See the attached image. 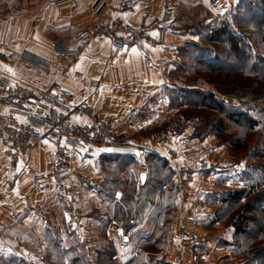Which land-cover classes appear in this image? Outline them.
I'll return each instance as SVG.
<instances>
[{
    "label": "crops",
    "instance_id": "obj_1",
    "mask_svg": "<svg viewBox=\"0 0 264 264\" xmlns=\"http://www.w3.org/2000/svg\"><path fill=\"white\" fill-rule=\"evenodd\" d=\"M127 1L131 5L122 9L121 5ZM237 1L75 0L55 8L51 0H0V77L20 81L37 91L65 89L71 94L70 106L85 102L96 117L112 118L114 138L120 137L140 153L154 152L173 173L181 166L193 171L192 181L182 192L173 180L176 195L169 222H160L162 211L156 200L143 222L126 233V243L114 251L104 236V227L111 218L116 219V200L102 203L98 197L104 181L100 159L111 154L112 144L88 146L74 155L70 169L84 179L77 193L80 216L74 224L52 187H38L33 183L30 171L47 173L53 159V146L40 128V137L32 151L19 158L14 167L9 166L0 147V259L14 256L25 264H44L46 231L53 228L58 231L64 248L73 243L79 245L89 261L95 251L108 250L113 251V259L118 264H126L136 258L139 243L160 231V250L144 252V259L149 257L157 264H191L193 259L201 264H239L230 257L234 250L229 245L232 229L218 223L208 226L212 210L206 196L214 191L215 176L226 187H240L241 167L237 165L242 162L229 156L213 136L201 141L192 138V128L188 126L180 134H168L162 142L129 134L130 118L148 97L159 91L164 74L177 61L179 46L194 39L190 27L197 22L215 26L220 16L233 11ZM108 16H118L131 26L150 24L151 38L155 40L162 34V41L116 45L109 36L97 35L69 65L53 62L48 71L21 59L24 51H32L53 61L55 43L70 45L83 28ZM89 80L96 85H90ZM160 108L166 110L165 105ZM9 109L8 104L0 103V114ZM72 118L75 122L85 121L83 116ZM169 152H175L176 157L167 161L164 157ZM145 171V166L139 163L138 182ZM128 178L125 176L124 180ZM7 181L13 185L8 186ZM90 200H95L97 205L92 207ZM200 237L209 240L197 244L196 239ZM185 239L192 241L190 249L181 247Z\"/></svg>",
    "mask_w": 264,
    "mask_h": 264
},
{
    "label": "trees",
    "instance_id": "obj_2",
    "mask_svg": "<svg viewBox=\"0 0 264 264\" xmlns=\"http://www.w3.org/2000/svg\"><path fill=\"white\" fill-rule=\"evenodd\" d=\"M190 29L194 39L179 46L172 64L173 85L165 73L159 91L146 99L129 125L143 129L135 135L156 142L191 125L192 138L213 136L229 156L242 162L240 187L221 183L206 196L212 210L208 226L218 223L232 229L230 257L241 264H264V0H238L217 25L197 22ZM195 76H207L214 90L196 88ZM158 103V109L162 104L173 112L174 124L164 120L148 126ZM111 149L100 159L104 181L98 197L102 203L116 200L114 216L123 233L139 226L156 200L162 211L160 222L168 223L176 195L170 166L154 152L140 153L120 137L114 138ZM139 163L146 169L142 186L136 175ZM125 176L129 178L124 180ZM161 233L139 243L136 258L126 264H157L142 255L160 250ZM46 245L44 264H118L113 251H95L89 261L79 245L64 248L53 228L46 231ZM0 264L25 263L10 256L1 258Z\"/></svg>",
    "mask_w": 264,
    "mask_h": 264
},
{
    "label": "built area",
    "instance_id": "obj_3",
    "mask_svg": "<svg viewBox=\"0 0 264 264\" xmlns=\"http://www.w3.org/2000/svg\"><path fill=\"white\" fill-rule=\"evenodd\" d=\"M75 0H51L55 8L74 3ZM101 0H98V2ZM131 2H124L122 9H126ZM2 15L0 14V24ZM150 24L131 26L118 16H108L98 19L83 28L73 38L70 45L55 43L53 45V61L42 58L32 51H24L21 59L48 71L53 62L62 66L69 65L81 52L84 45L94 36L107 35L116 45L122 43H153L161 42L162 34L155 40L150 36ZM82 80L85 78L82 77ZM92 86L96 82L89 80ZM71 94L62 88L55 87L48 90H34L20 81L8 77H0V103L10 106L8 112L0 114V147L3 156L10 167H14L22 156L28 155L35 142L39 139L38 130H44V138L53 146V159L49 171L44 174L30 171L33 183L38 187L50 186L59 203L77 224L80 208L77 193L84 179L71 171L70 166L75 153L88 146L111 145L114 142L112 134V118L96 117L85 102L70 106ZM234 103V102H233ZM73 116H83L85 121L75 122ZM176 157L175 152H169L164 158L170 161ZM173 180L179 192L192 181L193 171L187 166L174 170ZM12 186V181H7ZM92 207L97 205L90 200ZM104 236L110 242L112 250L123 246L127 237L123 233L121 224L111 218L104 227ZM208 237L196 239L197 244H204ZM192 241L185 239L181 247L190 249ZM136 256V253L133 254ZM191 264H201L193 259Z\"/></svg>",
    "mask_w": 264,
    "mask_h": 264
},
{
    "label": "rangeland",
    "instance_id": "obj_4",
    "mask_svg": "<svg viewBox=\"0 0 264 264\" xmlns=\"http://www.w3.org/2000/svg\"><path fill=\"white\" fill-rule=\"evenodd\" d=\"M232 12V11H231ZM231 12L225 14L226 16L229 15ZM224 18V15L220 16L219 19H217L216 21V25L217 23L220 22V20ZM172 68L168 73V76H167V79H168V84H172L170 81H169V77H171V74H172ZM173 85V84H172ZM176 85L178 86H181V87H185L186 85H184L183 83H176ZM175 86V85H174ZM194 86L196 88H199L201 90H214V86L212 85V83H210V81L208 80L207 76H195V84ZM234 100H232V104L234 105ZM158 106H159V103L157 106H154V110H153V115L152 117L147 120V124L148 126H151V124H156L158 123L159 121H164V120H168L171 124H174L175 123V120L173 119L174 117L172 116L173 115V112L172 111H168L167 109L166 110H163L161 111V108L158 109ZM162 106V104H160V107ZM173 122V123H172ZM188 127H191V125H188ZM141 128V127H140ZM192 128V127H191ZM143 130V129H142ZM142 130H139V128L137 127H134L132 126L130 128V131H129V134L130 135H133V134H141V133H144V131ZM141 132V133H140ZM192 132H193V129H192ZM235 160V159H234ZM236 161V160H235ZM239 162V161H237ZM215 170V169H214ZM216 174L217 172L214 171ZM213 179V178H212ZM215 179V180H214ZM212 181L215 182V188L216 189V185L218 184H221L220 181L222 180H219L220 177L219 176H215ZM238 263L241 264V260H238Z\"/></svg>",
    "mask_w": 264,
    "mask_h": 264
},
{
    "label": "water",
    "instance_id": "obj_5",
    "mask_svg": "<svg viewBox=\"0 0 264 264\" xmlns=\"http://www.w3.org/2000/svg\"><path fill=\"white\" fill-rule=\"evenodd\" d=\"M144 181H145V175L144 174H140V176H139V184L143 185Z\"/></svg>",
    "mask_w": 264,
    "mask_h": 264
},
{
    "label": "snow or ice",
    "instance_id": "obj_6",
    "mask_svg": "<svg viewBox=\"0 0 264 264\" xmlns=\"http://www.w3.org/2000/svg\"><path fill=\"white\" fill-rule=\"evenodd\" d=\"M133 51H135V50H133ZM45 142H47V141H45ZM237 167L240 168V167H243V165H237Z\"/></svg>",
    "mask_w": 264,
    "mask_h": 264
}]
</instances>
